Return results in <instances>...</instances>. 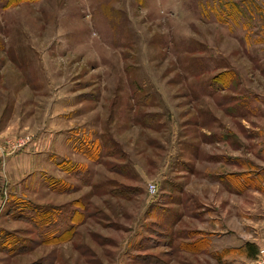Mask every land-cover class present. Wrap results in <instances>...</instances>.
<instances>
[{"label": "rangeland", "instance_id": "obj_1", "mask_svg": "<svg viewBox=\"0 0 264 264\" xmlns=\"http://www.w3.org/2000/svg\"><path fill=\"white\" fill-rule=\"evenodd\" d=\"M95 141L97 161L80 150ZM27 201L71 229L42 241L19 216ZM253 242L264 0L0 9V264H249L236 244Z\"/></svg>", "mask_w": 264, "mask_h": 264}, {"label": "trees", "instance_id": "obj_2", "mask_svg": "<svg viewBox=\"0 0 264 264\" xmlns=\"http://www.w3.org/2000/svg\"><path fill=\"white\" fill-rule=\"evenodd\" d=\"M22 1H28V0H0V9H5L11 5H15ZM99 143L97 141L93 142L92 144H87L84 142V144L81 145L80 150L82 153H84L88 158L97 161L99 156ZM69 173H71L73 176H76L78 179H80L84 183H88V176L89 171L86 167H77L72 166ZM65 169V168H64ZM66 170V169H65ZM67 171V170H66ZM52 188L55 189L58 192H62L66 190V184L62 180H58L54 182L52 185ZM20 218L24 219L26 222L33 225L36 232L38 233V236L41 238L42 241H48L52 238H59L64 233L69 231L71 229V226L64 225L62 222V216L60 213H56L53 208L45 211L40 210L36 205L30 203V201H27V204L22 207V210L20 211ZM54 219V220H53ZM56 222H53L55 221ZM72 220V218H71ZM54 224H61L60 230H58L56 233H48L47 228L50 225ZM64 225V226H63ZM208 241V240H207ZM204 243H206V238H204ZM247 246L252 249L253 244H247ZM252 253V252H251Z\"/></svg>", "mask_w": 264, "mask_h": 264}, {"label": "built area", "instance_id": "obj_3", "mask_svg": "<svg viewBox=\"0 0 264 264\" xmlns=\"http://www.w3.org/2000/svg\"><path fill=\"white\" fill-rule=\"evenodd\" d=\"M149 191L154 192V184H149ZM249 264H264V248H259L255 256L250 260Z\"/></svg>", "mask_w": 264, "mask_h": 264}, {"label": "crops", "instance_id": "obj_4", "mask_svg": "<svg viewBox=\"0 0 264 264\" xmlns=\"http://www.w3.org/2000/svg\"><path fill=\"white\" fill-rule=\"evenodd\" d=\"M253 244V247H252V249H250L248 246H247V244H236V247H240V250H243L244 249V247H246V248H248V249H244L245 251L243 252V254L245 255V257L246 258H248V259H252L254 256H255V254L257 253L256 251H258L257 250V248H258V246H257V244H256V242H253L252 243ZM241 245V246H240ZM252 252V253H251ZM250 261V260H249Z\"/></svg>", "mask_w": 264, "mask_h": 264}]
</instances>
